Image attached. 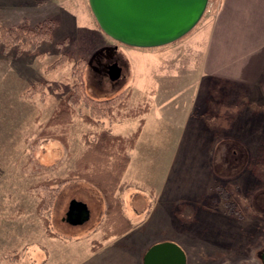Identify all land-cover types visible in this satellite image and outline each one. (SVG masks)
Listing matches in <instances>:
<instances>
[{"label": "rangeland", "instance_id": "1", "mask_svg": "<svg viewBox=\"0 0 264 264\" xmlns=\"http://www.w3.org/2000/svg\"><path fill=\"white\" fill-rule=\"evenodd\" d=\"M219 6V0H208L197 25L173 43L134 48L101 32L87 0H0L4 27L53 20L51 40L36 55L16 47L0 52V264H143L152 241L178 244L186 264H262L264 114L244 110L225 132L206 122L216 117L220 102L210 91L221 80L204 72L202 60ZM62 55L58 67L48 70ZM79 59L87 64L85 93L115 102L124 96L127 107L94 129L83 122L88 111L79 105L65 147L39 133L71 88ZM112 59L121 69L115 81L107 76ZM140 104L147 105L144 115L126 116ZM141 118L116 192L132 228L92 252L101 241L106 204L94 185L81 180L59 188L48 213L58 236H46L36 214L37 194L45 192L33 186L67 175L85 149L84 134L93 137L105 128L129 138ZM71 201L88 205L89 220H64Z\"/></svg>", "mask_w": 264, "mask_h": 264}, {"label": "trees", "instance_id": "2", "mask_svg": "<svg viewBox=\"0 0 264 264\" xmlns=\"http://www.w3.org/2000/svg\"><path fill=\"white\" fill-rule=\"evenodd\" d=\"M52 25L53 20H43L33 28L25 25H13L10 27L0 25V52L9 51L10 48L16 47L17 49L15 50L20 51L21 54L36 55L39 46L43 42L51 40ZM64 56L62 55L60 59L55 60L47 69H56L65 59ZM86 65L84 59L76 60L73 63L71 71L72 86L59 99L49 120L40 131V137L58 140L66 147L68 143L66 133L73 118L77 115V107L81 104L88 111L81 116L83 122L94 129L100 128L101 126L98 123L105 117L111 116L112 111L115 109L119 113L126 111L127 99L124 96H121L115 102L114 98L98 100L89 97L85 93L83 72ZM210 94L213 100H220V102L213 109V114L216 117L206 122L210 123V126L213 122H216L221 131L227 130L236 117L244 110L264 113V107L249 102L247 92L244 89L230 83L216 82ZM147 110L146 104H140L135 110H130L129 108L126 116L139 118ZM142 125L143 119L141 118L136 131L129 138L113 135L105 128L96 132L93 135L94 138L89 133L84 134L83 143L85 149L75 159L74 166L68 171L67 175L64 178L47 179L33 186V189H43L45 192V194L40 192L37 194L39 200L36 205V214L42 222L46 236L51 238L58 236L51 229L48 213L53 198L59 192V188L67 183L81 180L94 185L104 196L106 204L104 220L101 226V241L93 243L92 252L99 250L103 246L104 241L111 237H121L132 228L129 219L123 214L121 200L116 195V192L130 160L129 149L133 148ZM261 171L264 177V167L261 168ZM47 193L51 196L47 197ZM240 204L246 208V204L242 202ZM246 211L248 212L247 209Z\"/></svg>", "mask_w": 264, "mask_h": 264}, {"label": "water", "instance_id": "3", "mask_svg": "<svg viewBox=\"0 0 264 264\" xmlns=\"http://www.w3.org/2000/svg\"><path fill=\"white\" fill-rule=\"evenodd\" d=\"M99 29L113 41L134 48H154L173 43L197 25L208 0H87ZM108 78L117 80L116 62L107 68ZM89 217L85 204L71 201L64 220L81 224ZM264 264V250L260 255ZM143 264H186L184 250L173 242H160L147 249Z\"/></svg>", "mask_w": 264, "mask_h": 264}, {"label": "crops", "instance_id": "4", "mask_svg": "<svg viewBox=\"0 0 264 264\" xmlns=\"http://www.w3.org/2000/svg\"><path fill=\"white\" fill-rule=\"evenodd\" d=\"M219 4L204 46V72L244 89L249 99L256 101L258 97L264 103V0H219Z\"/></svg>", "mask_w": 264, "mask_h": 264}, {"label": "flooded vegetation", "instance_id": "5", "mask_svg": "<svg viewBox=\"0 0 264 264\" xmlns=\"http://www.w3.org/2000/svg\"><path fill=\"white\" fill-rule=\"evenodd\" d=\"M114 62H116L117 63V61L114 59H112V61H110V63L107 65V66H109V65H111L112 63H114ZM119 65V64H118ZM108 76V75H107ZM186 259H187V256H186Z\"/></svg>", "mask_w": 264, "mask_h": 264}]
</instances>
